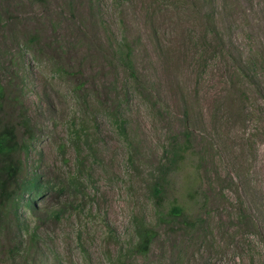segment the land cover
Returning <instances> with one entry per match:
<instances>
[{"label": "rangeland", "instance_id": "obj_1", "mask_svg": "<svg viewBox=\"0 0 264 264\" xmlns=\"http://www.w3.org/2000/svg\"><path fill=\"white\" fill-rule=\"evenodd\" d=\"M0 83L49 186L0 230V264H264V0H0ZM162 177L190 222L131 256Z\"/></svg>", "mask_w": 264, "mask_h": 264}, {"label": "trees", "instance_id": "obj_2", "mask_svg": "<svg viewBox=\"0 0 264 264\" xmlns=\"http://www.w3.org/2000/svg\"><path fill=\"white\" fill-rule=\"evenodd\" d=\"M119 51L131 73L136 76L135 66L133 64V48L127 43L126 45H119ZM5 88L0 83V230L3 232L9 229L12 225L13 218L20 221L18 209L22 205H26L31 209L32 213H37L39 210L38 199L49 188L48 183L43 180L40 175L26 176L24 174L25 161L23 153L28 150L29 138L32 136L33 126L31 117L27 113V109L22 105L19 114V122H12L5 115L3 116V102L5 100ZM124 122V121H123ZM124 128V124H121ZM20 128L23 129L21 135L18 133ZM25 134V136H24ZM184 142L186 147L191 144V137L189 133L184 134ZM179 152L174 153V159L170 161L177 166L181 161L185 160L186 148L180 144ZM165 177L160 180H155L152 184V196L158 207L157 219L154 225L139 215L133 219L134 232L136 240L131 246V256L148 254L157 237L159 236V227L167 225L171 229H175L181 223L187 224L190 222V213L187 206L177 199H173L167 205L166 187L164 185ZM70 184H61L58 192L64 193ZM69 204V203H67ZM68 209L66 204H62L52 211H47L45 217L60 218ZM39 214V213H38ZM38 219L43 216L36 215ZM243 222L246 217L240 218ZM36 241V232L31 234L29 242L23 249L24 252L32 251ZM12 247H8L9 252L13 255L14 249L17 247L14 242Z\"/></svg>", "mask_w": 264, "mask_h": 264}]
</instances>
